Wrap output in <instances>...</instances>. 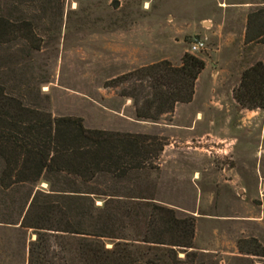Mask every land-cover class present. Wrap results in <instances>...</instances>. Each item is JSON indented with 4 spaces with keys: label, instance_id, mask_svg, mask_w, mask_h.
I'll return each instance as SVG.
<instances>
[{
    "label": "rangeland",
    "instance_id": "obj_1",
    "mask_svg": "<svg viewBox=\"0 0 264 264\" xmlns=\"http://www.w3.org/2000/svg\"><path fill=\"white\" fill-rule=\"evenodd\" d=\"M218 1L0 0V17L13 23L0 40V85L28 107L81 117L89 128L162 138L156 167L120 191L195 216L194 250L205 264H264L237 246L245 237L264 246V108L249 110L234 97L244 70L264 62V43H243L234 23L235 4L250 0ZM212 15L215 23L203 25ZM196 37L205 40L194 54L206 67L195 96L160 122L137 119L132 100L120 97L129 83L106 86L162 60L180 64ZM3 169L0 159V177ZM32 188L49 185L0 186V264H28L36 235L19 222Z\"/></svg>",
    "mask_w": 264,
    "mask_h": 264
},
{
    "label": "trees",
    "instance_id": "obj_2",
    "mask_svg": "<svg viewBox=\"0 0 264 264\" xmlns=\"http://www.w3.org/2000/svg\"><path fill=\"white\" fill-rule=\"evenodd\" d=\"M12 28L0 17V40ZM252 42L264 43V8L248 15L246 43ZM205 67L186 52L178 65L162 60L106 86L129 83L120 97L132 100L137 119L160 122L178 104L192 102ZM234 97L249 110L264 108V62L244 70ZM165 145L156 135L89 128L81 117L28 107L0 85V186L49 185L30 190L19 222L36 235L28 264H205L194 250L195 216L119 189L139 171L154 169ZM237 246L241 254L264 258L256 237L240 238Z\"/></svg>",
    "mask_w": 264,
    "mask_h": 264
},
{
    "label": "crops",
    "instance_id": "obj_3",
    "mask_svg": "<svg viewBox=\"0 0 264 264\" xmlns=\"http://www.w3.org/2000/svg\"><path fill=\"white\" fill-rule=\"evenodd\" d=\"M223 4H225L224 1L219 0L218 1V6L222 7ZM222 5V6H220ZM236 7V15L237 18L234 20V23L238 25V28H241V39L242 42H246V30H247V21H248V15L257 10L258 8H264V0H250V1H239L238 3L235 4ZM221 9V8H220ZM170 17L173 18V21L175 20V16L170 14ZM215 17L214 15L212 16H205L201 19L202 24L205 25L206 22H210L212 24L215 23ZM197 29H192L191 31H194ZM174 40H177L178 38L175 37L173 38ZM179 109V106H177V110Z\"/></svg>",
    "mask_w": 264,
    "mask_h": 264
},
{
    "label": "built area",
    "instance_id": "obj_4",
    "mask_svg": "<svg viewBox=\"0 0 264 264\" xmlns=\"http://www.w3.org/2000/svg\"><path fill=\"white\" fill-rule=\"evenodd\" d=\"M205 47H206L205 40L202 39V38H198V37H196V38L191 42V45H190V52L194 54V53H196V52H199V51L203 50Z\"/></svg>",
    "mask_w": 264,
    "mask_h": 264
}]
</instances>
